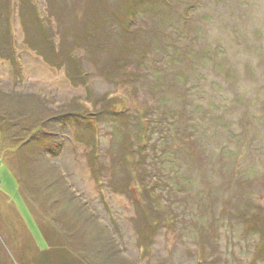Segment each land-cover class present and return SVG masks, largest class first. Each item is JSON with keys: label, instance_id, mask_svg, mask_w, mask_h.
<instances>
[{"label": "rangeland", "instance_id": "374dc122", "mask_svg": "<svg viewBox=\"0 0 264 264\" xmlns=\"http://www.w3.org/2000/svg\"><path fill=\"white\" fill-rule=\"evenodd\" d=\"M0 52V264H264V0H0Z\"/></svg>", "mask_w": 264, "mask_h": 264}, {"label": "trees", "instance_id": "16d2710c", "mask_svg": "<svg viewBox=\"0 0 264 264\" xmlns=\"http://www.w3.org/2000/svg\"><path fill=\"white\" fill-rule=\"evenodd\" d=\"M31 7H32V11L34 12V14H35V16H36V18L39 20V21H41L39 18H38V15H37V12H36V10H35V7L31 4ZM133 17H132V15H129L128 16V20H130L131 21V19H132ZM10 41V42H9ZM9 42V43H8ZM8 42H7V44H9L8 45V48L12 51H10V53H11V56L13 57V55H14V49H13V45H12V31H10L9 30V40H8ZM4 52H0V54L1 55H4L3 54ZM1 55H0V57H1ZM16 61V60H15ZM16 66H17V63H16ZM89 120V125H90V128H92V131H93V133H94V126H92V121H93V119L91 118V119H88ZM9 121H11V120H8V122ZM57 121V120H56ZM1 122V121H0ZM52 123H51V125L54 127V128H56V130L57 131H61L60 130V125H61V123H60V121H58V124H56L55 123V121L54 120H52L51 121ZM94 122V121H93ZM18 127V125H16V124H14L11 128H10V130H12L13 129V127ZM0 127H1V123H0ZM2 128V127H1ZM19 128V127H18ZM59 128V129H58ZM23 129H24V127H23ZM20 130H22V129H20ZM89 130V129H88ZM87 130V131H88ZM36 131L38 132V131H41V129H39V128H37L36 129ZM86 131V129L83 131V132H85ZM16 139V138H15ZM28 142V140L27 141H25V142H23L22 144H25V143H27ZM47 146H49V147H47ZM47 147V148H46ZM41 148H46V150L48 151V150H52V152H54V154H56L58 151V149L60 148V146L58 147V149H54V148H51V144L49 143V144H42L41 145ZM51 148V149H50ZM44 152H46L44 149H43V151L41 152V154H46V153H44ZM45 156V155H44ZM46 159V158H45ZM27 167L26 168H24V169H26L27 171L29 170V166H30V164H27L26 165ZM27 182L29 183L28 184V186H27V191H28V189L31 187V186H34V188L37 186L36 184H32V178H31V181L29 182V180H27ZM27 182H23V185L24 186H26V184H27ZM34 188H32V189H30L29 191L30 192H32L33 191V189ZM69 222H73V221H71V220H69ZM40 229L42 230V232H43V234H44V236L46 237V233H45V228H42V226H40ZM69 229V228H68ZM78 240V239H77ZM68 244V243H67ZM76 246H73L75 249H77V250H80L83 254H85V255H88V256H90L91 257V259L94 261V262H98V261H100V263H105L106 261H107V263L109 264L114 258H116V260L115 261H117L118 259H119V255L117 254V256L116 257H114V254H116V252H111V251H109V248L107 247V243H105V242H101V243H93V242H90V244L88 243V244H86L85 242H82V241H77L76 243ZM69 245V244H68ZM89 248V249H88ZM112 251L114 250L113 248L111 249ZM42 252V251H41ZM102 252L103 253H105V252H107L103 257H105V258H107V259H103L102 257H101V255H102ZM73 253L70 251V249H69V246H67L66 245V243L64 244V241L62 242V241H60L58 244H57V246H55L54 248H50V252L48 253L47 251H45L44 253H42V256H44L45 257V264H50V263H48L47 262V260L48 261H50V260H52V262H55L56 264H80V262H79V259H78V262H77V259H76V257H77V254H73ZM91 260V261H92ZM92 261V262H93ZM55 263H52V264H55ZM81 264H83V263H81Z\"/></svg>", "mask_w": 264, "mask_h": 264}]
</instances>
